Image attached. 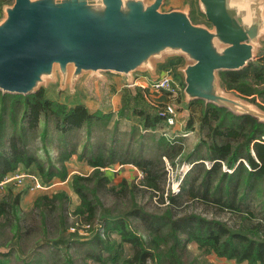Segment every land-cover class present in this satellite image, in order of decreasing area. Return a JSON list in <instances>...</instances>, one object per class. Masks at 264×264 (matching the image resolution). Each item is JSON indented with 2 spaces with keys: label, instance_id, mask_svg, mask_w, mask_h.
<instances>
[{
  "label": "trees",
  "instance_id": "1",
  "mask_svg": "<svg viewBox=\"0 0 264 264\" xmlns=\"http://www.w3.org/2000/svg\"><path fill=\"white\" fill-rule=\"evenodd\" d=\"M261 53L263 55L260 58L244 69L221 71L220 75L226 89L264 108L256 99L257 95L262 97L264 94V49ZM165 104L160 102L158 106ZM186 109L189 113L186 129H194L197 124L199 130L204 132L202 143L206 154L197 157L193 153L188 155L190 162H196L184 177L178 193L168 192V200L161 194L160 203H165V206L152 208V200L147 203L138 200V195L145 190L153 192L154 189H164L166 170L163 156L172 159L174 151H177L173 142L165 136L162 137L165 145L155 155L148 156L142 152L135 154L128 150L116 160L113 155L106 158L103 148L91 150L86 161L93 170L88 174H72L71 184L79 197L73 213L84 219L85 223L103 213L104 225L120 235V240H116L111 238V233L106 237L98 232L95 234L91 242L108 251L104 257L96 254L98 259L112 264H146L150 258L154 264H191L186 261L184 254L189 244L194 242L205 255L215 253L221 257L234 258L237 262L246 260L248 264H264V122L250 114H236L224 106L199 98L188 102ZM105 116L104 113L91 112L82 102L70 105L51 99L44 88L30 94L3 93L0 90V182L8 171L17 168L18 162L29 166L33 161L37 162L36 165L47 179L54 176L67 179V170H54L53 165L46 168L40 158L31 153L29 139L37 136L35 131L38 121L42 119L44 122L42 133L39 134L47 143L52 140L50 122L61 133L84 127L90 136L94 123ZM140 116V122L146 128L155 129L166 125L165 118L157 109L153 114L142 110ZM68 140L66 138L64 144H68ZM76 151L77 147L74 146L65 152L60 158L62 163ZM83 157L82 151L80 158ZM201 159H209L212 164L207 166ZM116 161L144 168L143 185L139 186L126 178L111 183L112 178L104 167ZM223 163L232 171L225 170ZM102 194L114 196L113 200L124 204L129 200L132 204L121 214L112 216V210L105 206ZM187 195L200 196L207 204L238 213L236 222L230 224L228 220L214 214L209 216L194 210L179 209L184 203L180 199L183 200ZM67 202L69 195L66 190H61L52 196L39 195L35 206L44 213L48 210L49 214L58 209L59 219L64 222ZM19 203L20 193L15 194L11 190L8 194H0V224H11L13 216L20 220ZM131 215L138 219L148 238L130 226ZM44 218L47 219L46 214ZM14 227L15 235L21 238L22 227L19 223ZM123 240L130 245L131 256H123Z\"/></svg>",
  "mask_w": 264,
  "mask_h": 264
},
{
  "label": "water",
  "instance_id": "2",
  "mask_svg": "<svg viewBox=\"0 0 264 264\" xmlns=\"http://www.w3.org/2000/svg\"><path fill=\"white\" fill-rule=\"evenodd\" d=\"M166 0H13L0 18V90L30 94L51 81L74 90L84 74L110 71L134 87L136 74L160 75L181 57L183 94L264 122V108L221 83L264 49V0H198L164 9ZM105 81V80H103Z\"/></svg>",
  "mask_w": 264,
  "mask_h": 264
},
{
  "label": "rangeland",
  "instance_id": "3",
  "mask_svg": "<svg viewBox=\"0 0 264 264\" xmlns=\"http://www.w3.org/2000/svg\"><path fill=\"white\" fill-rule=\"evenodd\" d=\"M183 1L169 0L164 4V9H170L174 5L182 6ZM186 1L191 3L192 19L196 22H206L205 16L199 11L198 0ZM260 54L252 62L263 55ZM178 62L183 64V59H179ZM171 65L168 64L169 67ZM174 70L175 68L173 72H175ZM169 71L176 79L174 73L171 70ZM102 74L104 79L99 75L91 76L88 73L82 75L76 81L74 90H71L70 84L61 89L59 80L51 81L41 87L45 89L46 95L51 99H58L70 105L82 102L86 104L91 112L104 113L106 116L97 121L94 120L96 122L90 136L84 127L61 133L55 128L54 123L50 122V138L52 140L47 143L42 140V135L40 136L44 122L42 119L38 121L35 131L37 136L33 138L31 136L29 139L28 146L34 152L31 153L38 156L46 168L53 165L52 169L54 170H67L69 173L68 178L63 180L59 176H54L47 179L46 175L41 173L35 161L29 166L23 162H18L16 169L6 173L4 179L0 182V194H8L11 190L15 194L20 193V212L18 213L20 220H16L13 216L11 224L9 222L5 225L4 223L0 224V259L3 260L0 264H112L96 257L98 254H102V257H104L108 255V251L95 246L91 240L97 232L105 237L108 233H111V238L116 240H120V235L116 231H110L104 225L103 213L97 214L96 219L89 223H85L84 219L73 213L75 206L79 203V197L71 184L72 171L74 173H90L91 165L87 163L86 159L90 157L91 150L103 148L106 158L113 155L116 160H119V156H123V152L128 150L135 154L142 152L148 156L155 155L165 145V141L162 140L163 136L167 140H171L177 151H174L172 159L163 156L166 170L164 189H154L153 192L152 190H145L138 195V200L142 202L147 203L152 200L150 204L152 208L165 206V203H160L161 194H164V197L168 200L167 196L170 192H179L184 177L190 173L192 165L196 162H190L187 159L188 155L193 153L197 157L206 154L205 145L202 143L204 132L199 130L197 124L194 129H186L189 113L186 109L187 102L184 94L181 93L177 99H171L168 95L167 99L162 101L157 95L160 93L166 94L167 92L154 91L149 87L145 88L137 84L130 87L126 83L125 76L120 73L104 71ZM136 75L137 78L140 73ZM256 99L257 102L264 105V94L262 97L257 95ZM160 102H171L175 105V124L171 125L166 121V125L161 128L144 127L143 122H140V112L145 110L147 113L153 114L156 109L161 111L165 105L158 106ZM63 135L66 137L62 138ZM66 138L69 139L68 144H64ZM74 146L77 147V151L62 163L60 158ZM82 151L85 156L83 159L80 158ZM200 161H204L207 166L212 164L209 159H201ZM119 163V161H116L114 164L104 167L112 178L111 183H118L122 178H126L139 186L143 185L145 174L139 178L137 170L130 169L129 165L131 164ZM108 167L115 170L110 168V170H107ZM223 167L225 170H230L224 163ZM16 173L36 174L44 187L32 188L29 183L22 184L17 178L9 179ZM61 190H66L69 195L64 222L59 219L58 209L49 214L47 213L48 210L44 213L39 207L35 206L36 198L39 195L49 194V196H52L55 192ZM101 197L105 206L112 210V216L121 214L132 204L129 200L126 201V204L115 201V199L113 200L114 196L108 194H102ZM180 200L184 202L179 208L181 210H194L209 216L214 214L220 219L228 220L230 224L236 222L238 213L231 212L227 208L222 209L217 205L207 204L200 196L187 195L183 200ZM45 214L47 219L44 218ZM129 221L132 228L148 238L147 232L136 217L129 216ZM16 223H19L22 227L21 238H17L15 235L16 229L14 226ZM122 243L123 256H131L130 245L124 240ZM184 256L186 261L191 264H248L246 260L237 262L234 258L221 257L215 253L205 255L194 242L189 244ZM146 264H154V262L150 258L146 260Z\"/></svg>",
  "mask_w": 264,
  "mask_h": 264
},
{
  "label": "built area",
  "instance_id": "4",
  "mask_svg": "<svg viewBox=\"0 0 264 264\" xmlns=\"http://www.w3.org/2000/svg\"><path fill=\"white\" fill-rule=\"evenodd\" d=\"M134 84L140 85L145 88H151L154 91H165L168 93L171 99H176L180 91L183 90L181 84L177 83L170 71H165L157 78H151L148 75L140 74L135 79ZM164 108L159 113L165 118L168 124H175L176 122V108L171 102H165ZM138 177L141 178L145 174V170L142 167L135 166ZM17 178L20 183H29L32 188H43L44 184L40 182L39 177L36 174L16 173L13 177ZM28 185V186H29Z\"/></svg>",
  "mask_w": 264,
  "mask_h": 264
},
{
  "label": "crops",
  "instance_id": "5",
  "mask_svg": "<svg viewBox=\"0 0 264 264\" xmlns=\"http://www.w3.org/2000/svg\"><path fill=\"white\" fill-rule=\"evenodd\" d=\"M13 1V0H12ZM12 1H9V0H0V18L2 17V15H3V10H2V6L4 5V3H9V2H12ZM169 0H166L165 1V3H167ZM184 3H183V5L182 6H179V5H174L173 7H183L184 6V4H185V0L183 1ZM172 7V8H173ZM179 59H182L181 57H173V58H170V59H168L165 63H163V64H161L160 66H159V68H160V75L161 74H163L166 70H171L172 72H173V69L175 68V72H173L174 73V75L176 76V79L174 78V80L177 82V83H179V84H181V86H182V88H184V82H183V77H182V74L180 73V72H178L177 71V67L181 64L180 62H178L179 61ZM168 64H172L170 67L168 66ZM174 67V68H173ZM144 75H148L149 77H151L150 75H149V73H146V74H144ZM159 75V76H160ZM151 78H154V77H151ZM183 92V90L182 91H180V94L179 95H181V93ZM164 93H166L165 91H164ZM183 94V93H182ZM159 98H161L162 99V101H165L166 99H167V96H168V93H166V94H162V93H160L159 95H157ZM128 164H131V165H129V167H131L130 169L131 170H133V169H135V166H138V165H136V164H133V163H128ZM110 167H108L107 168V170H115L114 168H110ZM93 170V167L91 166L90 167V172ZM117 170V169H116ZM79 172V171H78ZM72 173H74V171H72ZM80 173V172H79ZM89 173V172H88ZM88 173H81V174H88Z\"/></svg>",
  "mask_w": 264,
  "mask_h": 264
}]
</instances>
